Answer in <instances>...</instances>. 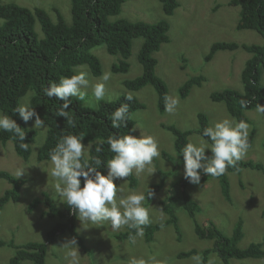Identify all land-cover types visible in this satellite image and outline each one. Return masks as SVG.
I'll list each match as a JSON object with an SVG mask.
<instances>
[{
	"label": "rangeland",
	"instance_id": "rangeland-1",
	"mask_svg": "<svg viewBox=\"0 0 264 264\" xmlns=\"http://www.w3.org/2000/svg\"><path fill=\"white\" fill-rule=\"evenodd\" d=\"M178 7L168 16L163 13L158 0H125L118 15L111 20L124 18L128 21H141L153 24L165 20L169 24L167 32L169 41L163 43L157 53L153 54L157 63L155 75L165 84L169 97H179L181 86L193 77H201L199 85L190 88L186 98L179 97L180 103L171 113H160L156 106V93L151 86H145L138 91H130L123 85L124 80L133 79L142 73L141 64L137 60L142 39L132 41L131 53L128 58L129 69L126 73H113L111 65L119 60V56L107 53L104 44L93 47L90 52L98 57L101 64V74L93 76L87 65L74 68V74L85 71L91 85L105 84V96L100 101H113L122 95L132 96L143 104V108L132 114L135 123V133L153 134L160 145V157L154 159L156 172L149 176L146 172H133L136 178L134 188H129L125 180L121 187L125 193L129 190L146 192L153 184L161 180L160 172L166 173L163 187L144 205L150 209L151 222H162L167 219L161 202L171 198L169 207L173 209L179 229L177 233L173 225H165L153 233L152 240L147 242L144 235L133 239L118 240L117 234L129 230L127 226L113 230L110 224H81L76 219V229L86 248L78 247L80 264H132L134 259H144L146 264H196L191 255L178 259L177 255L192 249L202 252L212 249L213 241L200 239L194 232V220L182 208L180 192L185 190L195 201L199 211L195 214L200 223L212 222L226 236L232 237L238 221L242 222V237L236 243L240 249H245L251 243L264 246V174L262 171L243 168L239 172H228L230 202L221 195L218 180L208 177L204 184H191L183 181L184 167L178 163L174 151V137L171 132L160 127L161 124L172 125L178 130H196L198 113L205 115L208 125L223 118H233L229 115L223 102H213L211 94L225 89L242 91L241 72L250 55L238 48L233 51H218L206 62L205 56L215 42H233L241 44L260 45L263 38L252 30L236 29L239 18V7L228 5L230 0H177ZM1 3H15L33 9H44L54 20L52 7L59 10L64 20L71 21L70 0H0ZM109 19V18H108ZM34 32L42 36L38 25ZM105 72L111 73L109 80L100 78ZM264 86V75H262ZM85 100H79L83 105L96 108L99 101L92 97V88L87 90ZM32 93H27L21 103H28ZM76 98V97H74ZM77 99V98H76ZM248 118L249 143L251 145L243 161L260 163L264 168V113L256 109L246 110ZM35 117L26 124L36 131L31 144V154L27 160L19 157L11 141L0 147V171L17 177V171L28 168L19 179L24 184L19 190V199L9 201L0 210V264H5L14 254V249L6 244L12 240L15 244L27 242H44L46 233L58 222L56 216L51 217L48 206L41 201L36 207L28 210L34 199L48 196L52 203L61 208L63 203L57 198L55 180L51 177V161L38 162L37 152L45 138L46 126H34ZM201 136L192 133L188 136L193 141H199ZM207 141V140H205ZM87 145V144H85ZM165 152L170 160L162 155ZM177 164H180L177 166ZM160 170V171H159ZM159 171V172H158ZM203 175V174H202ZM208 176V175H207ZM186 180V179H185ZM122 181H117V184ZM185 184V185H184ZM184 186V187H183ZM10 189L9 183L0 179V197ZM68 232L58 234L53 243L47 245L45 264H69L67 249L62 245L70 240ZM3 244V245H2ZM207 260L213 264H224L216 252H211ZM21 264H31L23 261ZM228 264H264L262 259H230Z\"/></svg>",
	"mask_w": 264,
	"mask_h": 264
},
{
	"label": "trees",
	"instance_id": "trees-1",
	"mask_svg": "<svg viewBox=\"0 0 264 264\" xmlns=\"http://www.w3.org/2000/svg\"><path fill=\"white\" fill-rule=\"evenodd\" d=\"M124 1L70 0L71 21L69 24L55 7L51 9V12L55 14L54 20H52L42 8L29 9L15 3L0 2V112L12 115L26 133L25 141H20L13 133L0 130V147L11 141L15 153L19 157L27 160L30 156L31 144L36 136V131L27 127L22 118L13 110L20 104V100L31 92L28 103L39 113L47 128L44 141L37 152L38 162L49 161L50 151L55 148L61 137L67 134H83V143L91 145L90 156L99 157L103 162L112 158L114 153L109 151V146L106 143L107 138L114 134L117 136L127 135L128 131L135 126L132 114L144 107L142 103L132 96L129 100V96L122 95L113 101H99L96 108H90L83 105L78 99L71 97L70 112L76 120V127L73 128L68 124L66 118L57 115L62 101L55 98L50 99L43 93V89L50 83H58L61 77L73 75L76 66L87 65L93 76H99L101 74L100 61L90 52L93 47L99 44H104L108 54L119 56L118 62L111 65V71L126 73L129 69L127 60L131 53L132 41L137 38L142 39L137 55L142 73L133 79L124 80L123 85L130 91H138L145 86H151L156 93L157 109L160 113H164L165 97L168 96V92L165 84L155 75L157 61L153 54L159 51L161 44L169 41L167 35L169 24L165 20L153 24L141 21L132 22L124 18L111 20L110 17L119 14ZM158 2L161 4L163 13L168 16L172 15L178 7L177 0H158ZM228 5L239 7L236 29L255 31L264 40V0H230ZM35 25H38L42 34L40 38L34 32ZM238 48L250 55L241 72L242 91L225 89L211 94L210 99L213 102H223L229 115L237 121L242 119L248 122L245 111L256 109L257 104L264 105V86L261 84L262 75H264V42L260 45L215 42L204 59L208 62L218 51H233ZM202 81L201 77H193L186 81L179 89V97L186 98L190 88L199 85ZM241 100L248 102L247 107L241 106ZM124 103L129 105L130 119L127 122V128L123 126L112 128L109 117ZM208 126L207 118L202 113H198L196 130L181 131L172 125H160L161 128L172 133L174 151L180 164H183L181 150L188 142V136L198 133L202 137L203 129ZM204 139L207 140V137ZM99 140H105V143L102 150L96 152ZM22 143L28 144L27 150L20 146ZM162 155L165 159L170 160V156L168 158L165 152H162ZM206 155H211L210 150H206ZM243 168L256 169L264 174L263 166L252 161H239L236 167H229L226 173L239 172ZM102 171H106V169ZM226 173L220 177L203 174L200 182L204 184L208 177L217 179L221 195L230 202L229 181ZM160 175L159 183L151 185L146 190V197L149 189H152L156 194L163 187L166 173L161 171ZM0 179L6 180L10 185V189L0 197L1 210L7 202H16L19 199V190L24 181L3 171H0ZM125 179L129 188L135 187L136 178L133 175ZM183 181L186 184L187 180L183 179ZM81 186H83V181ZM150 199L146 198V201ZM170 200L171 198H167L161 202L167 219L157 223L151 222L144 228V237L147 242L152 240L153 233L165 225H173L175 231L179 233L177 219L173 209L169 207ZM41 201L48 206L51 212L50 216L58 218V222H55L46 233L44 242L24 244H15L12 240L7 242L6 245L14 249V254L5 264H21L23 261H28L31 264H45L47 245L53 243L58 234L65 231L69 233L71 239L77 240L79 248L86 250L76 229L77 217L72 214L67 204L57 208L51 199L44 195L43 199H34L28 206V210L36 207ZM180 201L182 208L194 220L196 236L203 240H212L214 245L212 249H205L202 252L192 249L179 253L178 259L200 254L203 264H208L207 257L212 251L216 252L224 264H228L230 259L264 258V246L259 243H251L245 249L236 246L242 237L241 221H238L232 237H228L212 222L200 224L196 220L195 214L199 208L185 190L180 192ZM135 236V230L129 229L124 233L117 234L116 238L124 240Z\"/></svg>",
	"mask_w": 264,
	"mask_h": 264
},
{
	"label": "clouds",
	"instance_id": "clouds-1",
	"mask_svg": "<svg viewBox=\"0 0 264 264\" xmlns=\"http://www.w3.org/2000/svg\"><path fill=\"white\" fill-rule=\"evenodd\" d=\"M85 71H79L70 77L59 79L58 83H50L43 89L48 98L62 101L57 115L66 118L68 124L75 128L76 120L70 112L71 97L85 100L86 90L92 88V97L100 101L105 96V84H90ZM111 73L105 72L102 81L109 80ZM131 100V96L128 97ZM179 97H165V111L173 112L179 105ZM247 101L241 100L242 107H247ZM256 110L264 113V105L257 104ZM22 120L27 123L35 117L34 126L44 127V121L30 103H21L14 110ZM111 127L120 128L128 125L129 105L121 104L110 115ZM250 125L245 120L237 121L235 118H223L211 126L205 127L199 141H189L182 148L183 175L191 184H199L201 175L213 177L224 175L229 167H236L237 163L249 151ZM0 130L13 133L20 141H25L26 133L23 131L12 115L0 112ZM136 129L132 128L127 135H112L106 143L109 151L114 153L111 159L103 162L99 157L90 156L91 145L83 143V134H67L61 137L54 149L49 153L51 161L50 175L54 178L55 192L60 203L67 204L81 224L104 225L110 224L113 230L124 226L135 230L137 237L144 235V228L151 223L150 209L144 205L147 199L153 197L149 189L147 197L144 192L125 189L121 184L125 178L146 172L149 176L156 172L154 159L159 158L160 145L155 135L140 133L135 135ZM204 137H207L205 141ZM105 140L97 141L96 152L102 150ZM25 150L27 143L20 145ZM210 150L211 155H206ZM91 160V162H90ZM106 169V171H102ZM28 168L17 171L21 177ZM83 181V186H81ZM117 181H122L117 184ZM134 242V237L131 238ZM62 247L67 249L69 264H80V253L77 240L72 238ZM196 264H203L202 255L192 257ZM132 264H146L144 259H134ZM208 264H213L212 260Z\"/></svg>",
	"mask_w": 264,
	"mask_h": 264
}]
</instances>
